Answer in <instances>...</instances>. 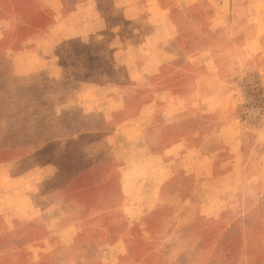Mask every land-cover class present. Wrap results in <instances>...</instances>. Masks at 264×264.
Listing matches in <instances>:
<instances>
[{"label": "rangeland", "instance_id": "374dc122", "mask_svg": "<svg viewBox=\"0 0 264 264\" xmlns=\"http://www.w3.org/2000/svg\"><path fill=\"white\" fill-rule=\"evenodd\" d=\"M218 12L263 37L219 106L183 56ZM262 40L264 0H0V264H264Z\"/></svg>", "mask_w": 264, "mask_h": 264}, {"label": "crops", "instance_id": "0c3cea01", "mask_svg": "<svg viewBox=\"0 0 264 264\" xmlns=\"http://www.w3.org/2000/svg\"><path fill=\"white\" fill-rule=\"evenodd\" d=\"M238 5H236V8H239ZM238 13V12H236ZM78 15V12L75 11L71 16ZM57 17V16H56ZM244 18V16H242ZM87 20V16H86ZM87 24V22H86ZM60 25V24H59ZM223 25H227L226 19L223 16H220V13L218 12L216 16H214L211 21H208L206 23H202L197 27L196 31V37L198 35L199 38L197 39L196 46L192 48L190 51H192V54H184L183 56L189 58L191 62H193V70L198 71L201 70L200 75L204 76L206 75L207 78H210V81H216L215 83L220 85V88L218 91L214 90L212 93V96H208L210 92L207 91L208 88L204 87L203 85H200L196 88H194V92L196 96L200 95V97H206L208 104L211 105L213 103L214 105H224L221 103V99H224L225 105L229 104V102L234 101V89H233V80L231 77L238 73L239 68L246 67V64L249 63L248 60L252 56V46H256L258 42H260V39H263V37L259 35V33H256L254 35H251L249 32H243V35L240 36H234L232 33L228 31V28H224ZM203 26H206L208 28L215 27L213 29L214 34L213 36L206 35L207 32H202ZM219 28L217 33V28ZM82 28H78V32H74V34L71 36V38H77L82 37V40H86L89 42L90 40L87 38L85 33H82ZM173 32V30H172ZM216 33V34H215ZM202 34V35H201ZM82 35V36H81ZM178 34H172L169 35V37H176ZM206 35V37H205ZM175 42H179V40L175 39ZM28 45L23 46L22 48H19V54L14 56L13 58L16 60H21L27 63L28 71L22 72V69L20 68L19 71H21L22 74H28L30 76L37 75V73H40L43 69L47 68L46 61L50 58L54 60L56 57H54V48L51 47L49 49H43V47L40 44L32 43L35 42L34 40H29ZM264 42V40H262ZM262 51V50H261ZM168 52L171 54L176 53L174 50H168ZM171 56V55H170ZM179 58V54L177 55ZM174 58V57H171ZM193 60V61H192ZM195 61V62H194ZM167 67V66H166ZM167 71H170V68H166ZM211 72V73H208ZM57 74V71L54 72ZM133 73H140V71L131 70L130 75ZM199 73V72H198ZM202 80H206L205 77H202ZM203 83V82H202ZM233 89V91H231ZM205 91V92H204ZM207 91V92H206ZM162 92L168 96V99L171 100L172 98L170 95H173L174 99L175 96L176 100H179V103L183 102L188 98L190 94H187L185 91L184 86H168L164 87L162 89ZM200 93V94H199ZM198 97V99L200 98ZM202 103V100L200 101ZM220 102V103H218ZM17 158H15L12 162L6 163V166L10 167L15 165V162Z\"/></svg>", "mask_w": 264, "mask_h": 264}]
</instances>
